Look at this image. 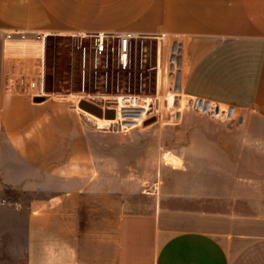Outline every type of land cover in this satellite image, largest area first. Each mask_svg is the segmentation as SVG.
Listing matches in <instances>:
<instances>
[{"label":"crops","instance_id":"0c3cea01","mask_svg":"<svg viewBox=\"0 0 264 264\" xmlns=\"http://www.w3.org/2000/svg\"><path fill=\"white\" fill-rule=\"evenodd\" d=\"M119 32L157 44L162 88L179 57L174 90L249 128L230 129L221 143V195H179L230 209L172 204L181 185L168 170L182 171L170 152L165 164L167 155L180 164L160 169L158 195L133 190L139 183L107 173L115 163L104 157L101 127L90 129L71 95L27 92L46 71L50 38ZM0 33H14L0 38V182L35 195L24 264H264V142L250 141L264 134L253 128L264 126V0H0Z\"/></svg>","mask_w":264,"mask_h":264},{"label":"rangeland","instance_id":"374dc122","mask_svg":"<svg viewBox=\"0 0 264 264\" xmlns=\"http://www.w3.org/2000/svg\"><path fill=\"white\" fill-rule=\"evenodd\" d=\"M84 47L88 50L85 66ZM171 52L173 55L174 52ZM93 54L89 38H50L45 71L46 89L49 93L73 95L77 110L94 121L88 120L90 129H97L94 123L98 126V119L111 122L98 130L103 135L106 161L115 163L113 170L108 169L107 173L117 176L121 181L139 183V186L130 187L133 190L140 189L144 194L149 195L151 192L158 195L163 177L160 169L165 166L174 168L165 164L163 159L164 154L170 152L181 160L177 168L182 171L181 174H174L168 170L167 176L181 185L178 186V197L172 204L193 209H230L228 202L216 200L204 204L194 203L179 195L203 189L221 195L222 190L228 188L224 184L223 168L229 164L224 161L221 143L229 140L226 137L230 129L249 128L231 125L227 121L229 113L223 111L224 107L222 111L217 107L211 109L209 105L204 111L194 110L190 102L174 90L175 70L180 67L179 57L174 65L175 70L171 68L169 59V84L162 88L163 83L160 80L159 85L157 77L156 43H143L141 39H136L133 42L132 62L126 71L118 64L117 51L110 54L108 62L102 56L97 70L94 68ZM126 94L140 96L142 104L151 99L149 111L131 129L124 127L131 123L123 125L124 121L117 116V98ZM82 102L97 106L103 114L91 107H82ZM108 110L114 111L115 115L106 116ZM255 123L254 129L264 131L262 124ZM206 136L212 141L209 146ZM215 140L220 143L218 146H214ZM250 141L252 145H260L264 142V134ZM194 145L199 147L198 152H194ZM250 156L254 158L260 154L252 153ZM34 196L32 192L15 191L0 182V264H24L27 205ZM238 205L231 204L236 209L247 211Z\"/></svg>","mask_w":264,"mask_h":264},{"label":"built area","instance_id":"2783aa9c","mask_svg":"<svg viewBox=\"0 0 264 264\" xmlns=\"http://www.w3.org/2000/svg\"><path fill=\"white\" fill-rule=\"evenodd\" d=\"M13 36L14 33H5V35L0 33V38H4V39H12ZM20 36L22 38H25V34H20ZM38 37L44 39L45 42L46 39L45 35H38ZM84 38H89L90 41L92 42V48L94 52L93 61H94V68L96 70L99 69V66L101 65L102 56H105L108 62L110 54L117 51L118 64L119 66H121L123 70L126 71L127 69L130 68L132 62L133 42L136 39H139L140 37H138L132 32H119V33H97L82 37L81 40ZM115 42L117 43V45H115ZM87 54H88V50L86 47H84L83 48L84 66L86 65ZM27 92L28 93L31 92L34 99H41L48 95L49 92L46 89L44 69L38 78L28 83ZM141 101L142 99L140 98V96L134 94H126L119 96L117 98V111L118 110L123 111L124 114L136 110L138 112H141L143 109L140 107L144 105L141 103ZM189 102L194 110L204 111L207 108L206 105L199 99H191ZM210 108L214 109L215 107L210 106ZM152 192H155V190Z\"/></svg>","mask_w":264,"mask_h":264},{"label":"bare ground","instance_id":"6f19581e","mask_svg":"<svg viewBox=\"0 0 264 264\" xmlns=\"http://www.w3.org/2000/svg\"><path fill=\"white\" fill-rule=\"evenodd\" d=\"M174 50L176 51L175 48H174ZM176 62L177 61L172 62V67L171 68L174 69V66L173 65H175ZM71 96H73V95H71ZM174 97H172V100H174ZM150 101H151V99L146 100L145 104L140 107V108L143 109L141 112H138L136 110V111H132L130 113L123 114V113L120 112V110H118V113H117L118 119H122L124 122H126V123L123 122V125L124 124H127V123H131L130 125H126L124 127H127L129 129L136 127V122L139 123L143 119L144 115L149 111L150 105H151ZM178 109H180V107ZM128 118H132L133 120H127ZM114 121H112V122L115 123ZM128 121H131V122H128ZM97 124L99 125V127L104 128L105 126H108L109 124H111V122H109V120H103L102 119V120H99V122L97 121ZM166 159H167V161H169L170 163H172V165L177 166V165L180 164L179 159H177L176 157H174L172 155H167L166 156Z\"/></svg>","mask_w":264,"mask_h":264},{"label":"water","instance_id":"95a60500","mask_svg":"<svg viewBox=\"0 0 264 264\" xmlns=\"http://www.w3.org/2000/svg\"><path fill=\"white\" fill-rule=\"evenodd\" d=\"M81 106H82V107H86V106L91 107L92 109L97 110L101 115L103 114L102 109L98 108V107L95 106V105H92V104H89V103L82 102V103H81ZM111 114H112V116H114V115H115L114 111L108 110V111L105 112V115L108 116V117H109V115H111ZM242 121H243V119H242V117H241V118L239 119L238 122H239V123H242Z\"/></svg>","mask_w":264,"mask_h":264}]
</instances>
